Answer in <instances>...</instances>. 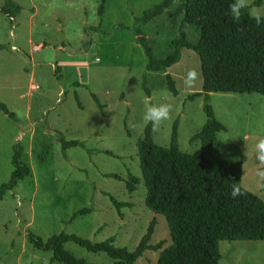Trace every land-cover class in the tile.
Returning a JSON list of instances; mask_svg holds the SVG:
<instances>
[{
	"label": "rangeland",
	"instance_id": "374dc122",
	"mask_svg": "<svg viewBox=\"0 0 264 264\" xmlns=\"http://www.w3.org/2000/svg\"><path fill=\"white\" fill-rule=\"evenodd\" d=\"M12 1L21 10L11 21L0 12V102L15 116L11 120L0 113V184L9 178L15 144L21 145L20 160L30 173L0 200V264H59L50 263V252L33 249L27 233L42 241L59 233L95 243L112 237L114 246L131 251L153 220L149 243L163 241L166 246L163 217L143 205L135 143L142 136L146 105L170 102L171 119L155 131L152 127L153 142L167 147L176 122L179 151L198 153V141L190 138L205 121L202 99L187 96L200 92L201 76L194 87L183 84L189 69L200 73L197 56L183 48L165 73L144 70L134 19L160 0H103L101 16L97 9L102 0ZM254 1L248 8L251 17L264 12V1L252 6ZM182 15L181 0H174L140 27L156 59L171 53L169 43L180 31L188 42L198 40L196 26L180 25ZM166 74L175 96L167 91ZM143 76L148 97L141 88ZM90 93L103 106L102 115ZM209 104L224 127L213 147L225 160L241 163L240 186L264 202L262 163L256 158V144L264 138V99L254 93H212ZM60 137L82 147L62 153ZM109 174L119 180L106 178ZM128 175L139 182L131 193L124 186ZM106 195L127 207L115 212ZM81 209L87 212L70 219ZM63 248L86 262L110 264L103 254L73 243ZM218 252V264H264V241H221ZM156 257V252H145L134 264H155Z\"/></svg>",
	"mask_w": 264,
	"mask_h": 264
},
{
	"label": "trees",
	"instance_id": "16d2710c",
	"mask_svg": "<svg viewBox=\"0 0 264 264\" xmlns=\"http://www.w3.org/2000/svg\"><path fill=\"white\" fill-rule=\"evenodd\" d=\"M174 0H160L134 19L132 28L136 43L145 57L146 72L165 71L177 63L180 50H191L198 58L201 76L200 92L191 93L188 100L201 97V110L205 121L190 140L198 141L197 154L182 153L178 149L176 122L173 123L167 147L156 145L152 140V125L144 126L142 136L135 143L140 183L144 187L143 205L155 215L163 217L168 234V244L163 241L150 244L155 222L151 220L133 250L113 245L109 237L101 242H91L74 234L59 233L45 241L26 234L27 243L36 250L50 252V263L93 264L78 259L63 248L65 243L92 254H103L110 264H134L145 252H156L155 264H218L221 241H264V202L240 186L241 163L225 160L213 147L215 136L224 127L215 119L209 104V95L254 93L264 99V23L259 26L248 9L241 13L239 22L228 13L233 0H181L183 15L180 25L196 26L199 36L196 43H190L180 31L170 41L171 53L163 59H156L147 45L140 27L160 16ZM264 0H255L252 6H259ZM21 8L12 0H3L0 12L8 18L15 17ZM103 0L97 9L102 15ZM167 91L176 95L171 77L165 75ZM141 88L146 96L144 76ZM97 112L102 115V105L90 93ZM74 99L77 102L76 95ZM77 105L79 106L78 102ZM80 108V106H79ZM0 113L14 120L15 116L0 102ZM62 153L68 148L82 147L78 141H64L59 138ZM22 147L15 144L10 164L12 170L6 182L0 184V200L5 192L11 191L17 182L26 178L30 169L20 160ZM107 154V152H104ZM261 186L264 188V163ZM106 178L119 180L114 174ZM138 179L128 175L124 186L128 193L134 191ZM241 187L243 195L231 197L233 185ZM115 212L127 207L106 195ZM81 209L70 219L86 213Z\"/></svg>",
	"mask_w": 264,
	"mask_h": 264
},
{
	"label": "clouds",
	"instance_id": "9594fccd",
	"mask_svg": "<svg viewBox=\"0 0 264 264\" xmlns=\"http://www.w3.org/2000/svg\"><path fill=\"white\" fill-rule=\"evenodd\" d=\"M249 7L250 0H233V2L229 5L228 13L231 15L234 21L239 22L242 11L244 9H248ZM253 19L258 26L261 23H264V12L256 11ZM199 79V71L197 69H189L183 78V84L185 87H194L198 83ZM173 110L174 105L170 102L157 104L149 102L146 105L145 111L142 116L144 126L151 124L153 130H157L164 121L171 119ZM256 150L257 160L261 163H264V138L258 140L256 144ZM230 195L231 197L236 198L240 195H243V191L241 187L234 184L232 186Z\"/></svg>",
	"mask_w": 264,
	"mask_h": 264
},
{
	"label": "crops",
	"instance_id": "0c3cea01",
	"mask_svg": "<svg viewBox=\"0 0 264 264\" xmlns=\"http://www.w3.org/2000/svg\"><path fill=\"white\" fill-rule=\"evenodd\" d=\"M38 49H40V45L35 46V47L33 46V50H34V51H38Z\"/></svg>",
	"mask_w": 264,
	"mask_h": 264
},
{
	"label": "built area",
	"instance_id": "2783aa9c",
	"mask_svg": "<svg viewBox=\"0 0 264 264\" xmlns=\"http://www.w3.org/2000/svg\"><path fill=\"white\" fill-rule=\"evenodd\" d=\"M12 20V18H9V21H11ZM11 49L14 51L15 49L13 48V47H11Z\"/></svg>",
	"mask_w": 264,
	"mask_h": 264
}]
</instances>
